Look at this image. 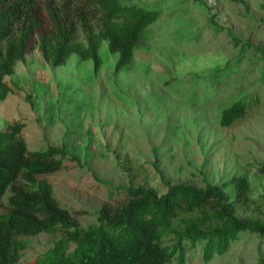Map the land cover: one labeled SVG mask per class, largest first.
Listing matches in <instances>:
<instances>
[{
  "label": "rangeland",
  "instance_id": "1",
  "mask_svg": "<svg viewBox=\"0 0 264 264\" xmlns=\"http://www.w3.org/2000/svg\"><path fill=\"white\" fill-rule=\"evenodd\" d=\"M124 1L160 11L133 60L118 71L120 54L104 40L98 71L77 53L55 66L36 44L6 77L12 90L0 103V131L20 121L31 150L64 145L78 157L43 177L82 228L98 222L104 204L127 201L130 187L163 194L169 184L205 188L235 174L248 176L252 194L249 211L236 203L237 214L264 217V0ZM239 100L246 115L221 126L223 110ZM63 236L25 237L19 262ZM176 240L165 237L169 245ZM203 251L204 243L184 241L183 264H264V238L252 231H241L210 261Z\"/></svg>",
  "mask_w": 264,
  "mask_h": 264
},
{
  "label": "trees",
  "instance_id": "2",
  "mask_svg": "<svg viewBox=\"0 0 264 264\" xmlns=\"http://www.w3.org/2000/svg\"><path fill=\"white\" fill-rule=\"evenodd\" d=\"M159 15V10L124 0H0V103L12 90L6 77L36 44L55 66L77 53L92 60L98 71L99 49L108 40L110 50L120 54L119 71L133 60L142 31ZM247 109L245 101L234 102L223 110L220 125H234ZM23 127L16 121L0 131V264H21L25 237L41 232L62 231L65 236L25 264H171L177 252L178 264H183L187 240L204 243V259L210 261L225 253L241 231L264 238V217L237 214L236 203L245 212L252 203L250 180L238 174L223 185L208 183L205 188L169 184L163 194L130 187L127 201L104 204L97 223L79 227L43 177L61 169L64 158L78 157L64 145L31 150ZM259 172L264 175V164ZM8 192L3 208L1 200ZM179 220L183 227L176 225ZM169 233L177 239L173 245L165 243Z\"/></svg>",
  "mask_w": 264,
  "mask_h": 264
}]
</instances>
